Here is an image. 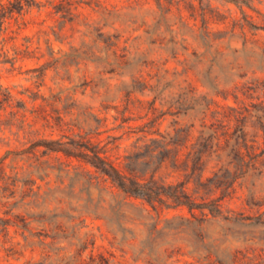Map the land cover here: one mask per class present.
Listing matches in <instances>:
<instances>
[{
	"label": "rangeland",
	"instance_id": "rangeland-1",
	"mask_svg": "<svg viewBox=\"0 0 264 264\" xmlns=\"http://www.w3.org/2000/svg\"><path fill=\"white\" fill-rule=\"evenodd\" d=\"M171 1L166 14L155 0H102L119 19L105 22L83 6L80 18L62 26L49 0H38L41 7L6 21L0 86L13 101L0 110V264H264V226L222 218L264 216V176L237 183L223 216L200 225L186 208L158 214L108 186H91L76 161L66 167L71 160L44 147L68 140L34 111L119 161L176 128L194 126L187 144H197L205 121L229 137L243 129L264 164V0ZM86 24L120 35L126 64L99 62L107 46ZM190 92L195 100H185ZM18 104L35 126L13 115ZM215 164L207 163L204 179ZM157 178L188 181L170 166Z\"/></svg>",
	"mask_w": 264,
	"mask_h": 264
},
{
	"label": "trees",
	"instance_id": "trees-1",
	"mask_svg": "<svg viewBox=\"0 0 264 264\" xmlns=\"http://www.w3.org/2000/svg\"><path fill=\"white\" fill-rule=\"evenodd\" d=\"M24 1L8 0L6 4L0 2V34L6 21L13 19L15 15H21L26 6L36 5L39 8L42 5L41 2H37L38 0L25 2L26 5ZM155 2L158 9L166 14L172 12L175 7L171 0H155ZM49 3L52 9L49 14L54 17L59 16L62 26L80 18L83 6L100 13L105 22L120 18L118 10L110 9L102 0H58V2L49 0ZM86 27L89 35L95 36L107 46L108 57L98 59L99 62L109 67L114 65L120 67L126 64L125 60L129 59L128 53L119 54L118 50L120 35L106 36L103 28H96L90 24H86ZM5 61H8L7 56ZM0 95L4 97L0 100V110H2L5 104L10 105L13 99L2 86H0ZM184 98L195 100L191 92L184 95ZM210 107L211 104L207 103L206 111H210ZM16 108L18 112L13 115L17 120L20 118V123L24 127L35 126V123L27 122L25 105L18 104ZM22 110L23 113L20 112ZM34 114H37L36 121L40 119L47 128L52 129L53 132L59 131L63 134L62 137L68 140V142L61 139L43 142L47 152L61 154L67 160H71L66 167H71L76 161L78 169H85L84 177L91 186L102 184L108 186L112 194H119L125 200L141 201L143 206L151 208L158 214L165 209L186 208L193 219L202 225L208 220L209 215L213 218L223 216L222 203L232 196L237 183L251 174L258 177L264 176V164L260 161L262 156L248 145L246 134L241 128L237 131L238 135L229 137L227 133L219 134L214 127H207L204 121L198 143L192 145L187 143L194 126L189 129L176 128L173 135H163L158 132L157 135L161 139L150 140L151 144H136L133 152L119 161L118 158L113 159L108 155L105 146L92 144L90 140L75 141L70 136H66V124L63 123L55 128L47 116H41L37 111H34ZM212 161L216 163L215 170L211 177L204 179L207 163ZM62 166H64L63 163ZM166 166H170L175 172L184 173L188 181L166 183L159 180L157 175ZM190 184L194 186L193 190L190 189ZM250 194L254 197L255 193L251 191ZM196 211L200 213L202 219L197 218ZM222 218L228 222H250L251 226H264L263 215L256 218L244 216H223ZM13 225L18 226L17 222ZM9 226L10 224L6 223L3 232L7 231Z\"/></svg>",
	"mask_w": 264,
	"mask_h": 264
}]
</instances>
